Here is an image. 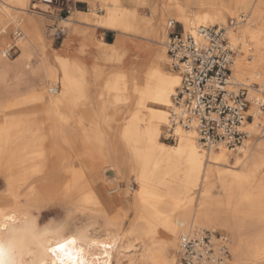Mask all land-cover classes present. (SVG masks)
Instances as JSON below:
<instances>
[{"label":"bare ground","instance_id":"obj_1","mask_svg":"<svg viewBox=\"0 0 264 264\" xmlns=\"http://www.w3.org/2000/svg\"><path fill=\"white\" fill-rule=\"evenodd\" d=\"M31 1L0 0V5L17 9L7 13L0 10V41L11 27L23 31L17 62L0 55L1 94L6 97L0 101V181L6 183V191L0 192V213L15 215L18 226L23 225L27 215L34 219L38 233L71 225L77 210L95 207L107 215L105 200L97 196L83 168L86 159L98 169L99 176L112 175L118 188L109 190L110 195L120 191V181L131 188L130 178L126 179L129 176L134 177L138 187L133 189L134 217L125 232L113 229L112 218H108L104 236L91 233L94 223L78 228L87 229L88 236L101 243L109 242V238L114 243L107 250L108 257L101 255L95 264H104L105 259L109 264H177L175 252L181 237L194 228L207 229L202 226L230 230L231 264H264V139L250 140L253 133H260L264 112L257 105L252 107L254 122L246 126L250 136L237 153L229 152L225 145L205 150L195 132L181 127L173 135L176 142L167 144L162 141L169 123L167 109L173 106L172 97L181 86L182 76L167 69L172 62L165 50L158 51L146 69L123 71L127 52L100 42L98 51L105 61L87 69L86 81L93 87L90 90L81 79L86 66L80 60L50 51L46 40L49 26L30 13ZM98 1L103 3V15L90 16L91 9L76 10L61 24L76 27V33L85 37L88 30L80 25L163 45L169 35L168 18L186 32L195 33L201 26H224L230 16H246V21L228 34L231 44L240 46L232 83L264 87V0ZM146 7L151 15L143 17L139 10ZM33 51L38 62L31 68ZM108 68L114 69L102 83L108 90L94 91L95 83ZM40 71L42 78L38 77ZM27 80L30 90L21 95L20 88ZM49 84L59 86L58 94H51V87L47 91ZM102 101L100 112L111 111L114 117L131 114L121 130V139L130 149L114 146L109 136L91 135L84 130V105L97 106ZM20 109L26 112L15 113ZM75 128L79 129L78 147L73 146L69 136ZM51 198L66 210L65 221L44 223L51 214L45 209ZM126 217L120 213L116 225H123ZM160 228L167 231L166 240L156 239ZM68 233L69 227H65L60 236ZM38 243L30 236L23 237L24 246L34 252L40 251ZM102 251L93 245L92 252ZM85 252L91 255L86 245Z\"/></svg>","mask_w":264,"mask_h":264},{"label":"built area","instance_id":"obj_2","mask_svg":"<svg viewBox=\"0 0 264 264\" xmlns=\"http://www.w3.org/2000/svg\"><path fill=\"white\" fill-rule=\"evenodd\" d=\"M36 2L32 0L31 5ZM78 6L76 0H52L51 6L39 9L31 6L30 13L51 22L49 28L54 31L53 38L59 41L67 34L61 23L69 19ZM245 21L243 15L230 19L226 26H201L195 33L186 32L184 28L178 30L180 24L175 20L168 22L167 54L172 68L182 76L181 86L172 97L173 106L169 108L168 139H176L173 135L181 127L184 131L195 132L206 150L225 145L230 152L237 153L249 138L246 126L254 122L251 109L257 105L264 111V90L260 97H255L250 90L256 85L232 83L239 48L232 45L228 37L230 31ZM22 38V32L16 30L4 58L13 59L18 55ZM59 90V86H53L50 93L55 95ZM201 246H210L208 251L217 261L226 264L232 258L231 239L227 233L194 228L180 239L177 264H187L190 255L198 257L204 252Z\"/></svg>","mask_w":264,"mask_h":264},{"label":"rangeland","instance_id":"obj_3","mask_svg":"<svg viewBox=\"0 0 264 264\" xmlns=\"http://www.w3.org/2000/svg\"><path fill=\"white\" fill-rule=\"evenodd\" d=\"M76 1L81 2L78 0H76ZM84 2H86V5L84 7L85 9L83 12H87L88 9H91V13H89L90 16L92 15V13H97L98 15H103L105 13V11L103 12V9H102L103 3L101 1L97 0L95 3H89L87 1H84ZM30 5H29V11L31 8ZM126 5H127V7H131V5L128 2H126ZM150 12L151 11H150L149 7L141 8L139 10V14L143 17H147L148 15H151ZM33 16H34V18L44 20L46 22L47 27L52 25L51 22H49L46 18H44L42 16H36V15H33ZM230 19H236V18L231 17V16L228 17L227 22L224 26L227 25V23L230 21ZM168 20L170 21L172 19L168 18ZM61 26L66 28L67 33L73 28L76 29V27H74V26H70V28H69V26H66L64 24H61ZM166 28H168V24H167ZM183 28L184 27L182 25L177 26L178 30H182ZM84 29H86V28H84ZM16 30H19V29L17 27H14V28L11 27L8 30V36H9L10 43H12L13 34ZM49 30L46 31V34H47L46 40L50 46V48H49L50 51H53L54 50L53 48H56L58 42H61V41L55 40L53 38L54 31H51L50 28H49ZM20 31L23 33L22 30H20ZM123 36H125V35H123ZM125 37H127L131 41L145 42L147 45L151 46L152 53H155V52H158V51L164 49L166 54H167L166 44L168 41V36L163 40V43H164L163 45L151 44V43H148L147 41L142 40V39H136L133 37L129 38V36H125ZM54 41H55V43H54ZM237 47L239 48L240 46H237ZM3 49H4V45L1 44L0 45V53L2 52ZM19 49H20V51L18 52V55H16V57H14L13 59L7 58V60H9L11 63L17 62V60L21 54V48L19 47ZM83 50H84V48H83ZM104 58H105L104 55L100 52V60L102 62L105 61ZM32 60L33 61L31 64V68L36 67L37 62H38V56H37L35 51H33ZM167 69H169V71H171L172 73H179L177 70H174L171 66H168ZM113 71H114V69H112V68L107 69V72L104 74L103 78L100 81L95 83L96 84L95 91H96V89L98 91L108 90L107 88L103 87L102 83L104 82L105 79L108 78V75ZM87 72H88L87 68H86V70H83V73H81V79L84 82V85L87 88H90V90H91V88H93V87L89 86L88 82L86 81V78L88 77ZM42 76H43V73L40 71L38 73V77L42 78ZM29 82H30V80H27L21 86V88H20L21 95H24V94L26 95L29 92V90H30ZM49 87H51L50 84L47 85V91H48ZM252 87H253L252 89H256V90H261V91L264 90V87H262L260 84H256V86H252ZM252 89L250 90V94L252 92V94H251L252 96H254V95L256 97L261 96L260 92L256 93ZM2 90H3L2 86H0V101L6 99V97H4L3 94H1ZM109 90H111V89H109ZM96 105L97 106H95L93 103H87L83 107L82 113L84 114V120H83V123L85 124L84 130H86V131L88 130V132L91 135L104 136V138L109 136L112 139V143L114 146L124 148V149H126V148L130 149L129 145L124 140L121 139V130H122L123 125H125L126 123H128L131 120V114L130 113H123L118 117H114V113H112L111 111L100 112L98 110V106L99 107L102 106L103 101L100 102L99 104H96ZM114 110H115V108H114ZM167 110L170 111L169 108ZM23 112H26V110L25 109L16 110L15 113L20 114ZM1 116H2V114L0 113V117ZM112 118H114V122H115L114 124H111V121H113ZM262 123L263 124H261V126H260L261 131L263 129L261 127H264V120L262 121ZM71 131L72 132L69 135L71 143L73 144V146L78 147L80 145V141L78 138L79 129L75 128V129H72ZM166 131H167V129H166ZM261 131H260V133H258L259 135L257 133H253L252 138L250 140H252L253 142L262 141L264 139V137H263L264 131L263 132H261ZM162 141L167 143V144H174L176 142V139H173V138L168 139L167 133H166V134H164ZM83 168L86 171V174L88 176L89 181L92 183V185L96 189L97 196H99L100 199L105 200V202L107 204V215H104L103 213H101V211L99 209H97L95 207L91 208L89 210H83V211L77 210L73 214V217H72L73 220L71 222L72 227H71V229L69 228V231L76 230L80 227H83L84 225L94 223L93 227H91V229H92L91 233L94 235H97V236H104L107 234L106 224L109 222L108 218H112V220H113L112 222L114 224L113 229L117 232H125L129 228V223H130L131 219L134 217V214L132 211V202H133L135 193H134L133 189L136 190L138 188L137 185H135L136 183L134 182V177L129 176L126 178V179L130 178L129 181H130L131 188H128V186H127L128 184L126 181H120L121 182L119 184L120 188L122 187L120 189V191L110 195L108 193L109 190H112L114 188H118L117 184L112 181L113 180L112 175H108L106 178L103 177V175L99 176L98 175V169L95 168L92 164H90L86 159H83ZM5 191H6V183L2 180V181H0V192L4 193ZM127 192H128V196H126ZM45 209L50 210L51 214L47 218L44 219V223H48L51 221H56V222L60 223V222L65 221L67 218L66 210H64L62 208V205L60 203H58L56 201V199H54V198H51L50 200H48L46 202ZM120 213L126 214L127 217L125 218V223L123 225L117 226L116 224L119 222V219L116 217ZM202 228H207L206 230L212 229V230H215L217 232L227 233L231 239L230 230L228 228L221 227V226H218V227L202 226ZM212 230H210V231H212ZM253 231H255L254 233H257L256 228ZM167 236H168L167 231L160 228L155 237L157 240H166ZM175 253H177V252H175ZM231 254H232V252H231ZM121 259L125 260L126 256L122 257ZM232 261H233V255H232V258L230 260V263H228V264H231Z\"/></svg>","mask_w":264,"mask_h":264},{"label":"snow or ice","instance_id":"obj_4","mask_svg":"<svg viewBox=\"0 0 264 264\" xmlns=\"http://www.w3.org/2000/svg\"><path fill=\"white\" fill-rule=\"evenodd\" d=\"M51 4L52 0H45L44 3L37 0L31 6L39 9L51 6ZM19 7H23V5ZM0 10L7 13L17 9L0 5ZM0 43L4 45L5 49L0 55L7 56V48L10 46L9 36L5 34ZM65 227L71 229L72 226L62 224L54 230L45 228L38 233L34 219L27 215L24 217L23 225L18 226L15 215L0 213V264H95L100 260L101 255L108 257L107 250L114 246L111 238H109V242L101 243L99 240L89 237L87 229L71 230L68 235L61 237L60 233ZM25 236H30L33 241L39 242V252H34L31 248L24 246L23 237ZM45 237H54V239L45 240ZM85 245L91 253L90 256H86ZM93 245L103 251L99 254L92 252ZM201 247L204 248V252L200 253L198 257L190 255L187 264H225L222 260L217 261L208 251L210 246ZM104 264H109L108 259L104 260Z\"/></svg>","mask_w":264,"mask_h":264},{"label":"crops","instance_id":"obj_5","mask_svg":"<svg viewBox=\"0 0 264 264\" xmlns=\"http://www.w3.org/2000/svg\"><path fill=\"white\" fill-rule=\"evenodd\" d=\"M85 5L86 2H79L77 11L83 12ZM80 26L88 30L86 37L76 33V29L73 28L62 40H59L61 42H58L56 48L53 49L60 51L62 55L70 57L71 59L80 60L89 70L96 65L104 64L100 60V53L98 51L100 42L107 45L111 44L110 46H118L121 51L127 52L121 66V70L124 69L123 71H127L132 67L140 70L146 69L148 61L157 53H152L151 46L147 45L145 42L131 41L119 33L106 31L96 27ZM83 48L84 52H82Z\"/></svg>","mask_w":264,"mask_h":264}]
</instances>
